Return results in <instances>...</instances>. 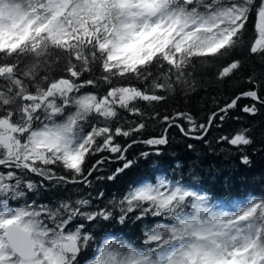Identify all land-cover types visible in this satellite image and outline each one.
<instances>
[{
  "label": "snow or ice",
  "instance_id": "obj_1",
  "mask_svg": "<svg viewBox=\"0 0 264 264\" xmlns=\"http://www.w3.org/2000/svg\"><path fill=\"white\" fill-rule=\"evenodd\" d=\"M253 15L247 51L264 62V0H0V264H80L85 250L92 251L87 264H264V196L214 200L160 175L134 182L104 207H93L103 191L51 206L26 201L49 187H91L113 156L122 166L96 181L115 180L137 163L129 149L143 143L159 154L171 127L202 139L233 109L260 114L264 73L255 72L206 123L137 107L165 101L160 93L187 95L233 80L244 67L235 57ZM244 99L250 103L241 106ZM147 120L166 125L165 134L137 140ZM219 142L243 150L254 138L244 128ZM113 221H149L143 243L111 232L98 238L86 226Z\"/></svg>",
  "mask_w": 264,
  "mask_h": 264
},
{
  "label": "trees",
  "instance_id": "obj_2",
  "mask_svg": "<svg viewBox=\"0 0 264 264\" xmlns=\"http://www.w3.org/2000/svg\"><path fill=\"white\" fill-rule=\"evenodd\" d=\"M255 16H251L246 26L244 35L245 47L237 50L235 58L244 61V67L231 81L224 85L204 84L195 93L185 95L183 92L177 94L160 93L167 96L163 102L152 105L146 102H138L146 115L154 112L163 114H175L176 112L190 113L195 117L197 123H206L208 117L217 107H223L235 93L248 87L246 80L248 75L264 73V62L259 57L250 56L247 45L255 38ZM96 76L100 73L96 72ZM85 78H90L87 75ZM207 79V76L205 77ZM92 91L91 88L87 89ZM250 103L244 99L240 101L241 106ZM122 116L128 121L139 122L137 117L122 112ZM147 127L135 138L143 141L148 138L158 137L165 134V127L162 122L147 120ZM185 124L187 122H184ZM249 128L254 138V143L243 150H238L226 143H220L219 138L224 135H231L233 132ZM168 143L160 146V153L156 154L154 148L143 143L135 144L127 153L128 159H135L136 165L120 174L115 180L96 181V176H108L121 167L122 164L111 157L112 162L107 163L103 170L91 177V187L85 185H67L60 189L49 187L48 190H39L29 193L26 201L37 204L54 205L61 199H76L79 197H95L98 191L105 193L103 200H93V207L99 205L104 207L113 198L119 199L134 182L144 178H151L165 175L169 179L183 180L186 183L194 184L208 192L214 200L232 202L244 200L249 195L264 196V110L255 117L242 113L239 109H233L229 118L222 124L216 121L207 135L202 139H196L195 134L185 136L177 127H171L167 133ZM124 137L117 138V143L122 145L130 143ZM192 145L191 148L188 146ZM152 152L147 158H141V153ZM246 154L250 162L243 164L241 155ZM108 156V153H104ZM99 156L92 158L89 164L95 163ZM32 179L39 183L40 178L33 176ZM25 200L19 201L23 204ZM151 220V218H150ZM145 221L144 223H148ZM151 222H155L152 220ZM144 223L129 222L120 225L116 222H98L96 225H86L98 238L104 236L105 232H111L125 239L131 240L137 245L143 243ZM92 251L85 250L79 257L80 264H87L91 258Z\"/></svg>",
  "mask_w": 264,
  "mask_h": 264
}]
</instances>
